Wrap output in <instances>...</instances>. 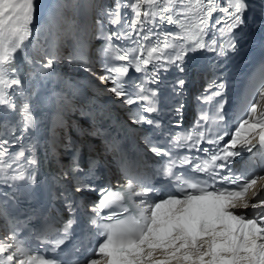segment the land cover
I'll return each instance as SVG.
<instances>
[{
	"label": "snow or ice",
	"instance_id": "1",
	"mask_svg": "<svg viewBox=\"0 0 264 264\" xmlns=\"http://www.w3.org/2000/svg\"><path fill=\"white\" fill-rule=\"evenodd\" d=\"M249 11V0H0V127L6 130L0 135V185L14 189L3 193L0 217H7L8 201L18 199V185L27 190L36 183L39 162L34 148L20 143L35 127L26 96L25 65L36 80L52 77L57 64H74L110 85L104 90L124 105H138L129 118L152 129L142 137L143 143L155 156L166 158L162 174L166 186L174 189L165 192L150 180L130 174L133 162L104 127L107 116L100 111L83 132L101 139L105 152L117 154L126 182L115 189L98 186L97 161L90 158L82 167L74 155L52 178L58 186L53 199L62 198L68 213L63 226L56 228L45 218L43 230L33 234L35 249L14 231L0 237V264H62L39 248L58 253L70 242L74 253L85 254L74 264H264V59L238 96L234 130L229 131L224 113L223 73L217 75L220 66L211 65L212 79L196 96L198 102L210 105L209 110L201 112L192 130L169 133L167 146L153 139L157 132L165 134L153 114L160 115L166 107L182 120L192 74L208 70L190 67L188 53L203 50L219 58L235 52L236 30L256 22L247 15ZM214 12L223 14L216 19V25H223L218 29L223 42L215 37L204 40ZM258 15L264 27V5ZM164 25H175L180 31H167ZM94 40L104 41L97 49L104 57L100 72L89 58ZM130 69L144 74L132 92L126 81ZM161 70H174V78L166 81ZM65 86L74 97L75 87L68 82ZM16 97L23 102L18 104ZM53 97L58 111L49 149L57 156L58 149L67 145H61L56 129L64 128L63 113L74 108L67 93L53 92ZM12 114L18 117L14 123L8 119ZM81 115L89 114L82 111ZM226 137L230 138L225 142ZM15 144H20L19 149L10 151ZM181 148L187 152L176 151ZM244 152L249 159L234 169L235 159ZM89 193H97L100 199L91 205L77 204L79 197L87 198ZM79 209L85 210L86 230L74 239ZM105 209L107 215L102 214ZM249 209L251 214L239 211Z\"/></svg>",
	"mask_w": 264,
	"mask_h": 264
},
{
	"label": "bare ground",
	"instance_id": "2",
	"mask_svg": "<svg viewBox=\"0 0 264 264\" xmlns=\"http://www.w3.org/2000/svg\"><path fill=\"white\" fill-rule=\"evenodd\" d=\"M54 0H51V2H53ZM65 65V67H67L71 72H75L76 73V69L74 68V67H72V66H70L68 63H65L64 64ZM78 74H80V75H82L83 76V78H91V81H93L94 83H98V80H96L95 79V77H92V76H90L87 72H85V71H80V72H78Z\"/></svg>",
	"mask_w": 264,
	"mask_h": 264
}]
</instances>
